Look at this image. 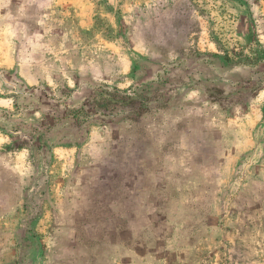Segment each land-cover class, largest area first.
<instances>
[{
  "label": "rangeland",
  "instance_id": "1",
  "mask_svg": "<svg viewBox=\"0 0 264 264\" xmlns=\"http://www.w3.org/2000/svg\"><path fill=\"white\" fill-rule=\"evenodd\" d=\"M0 264H264V0H0Z\"/></svg>",
  "mask_w": 264,
  "mask_h": 264
}]
</instances>
